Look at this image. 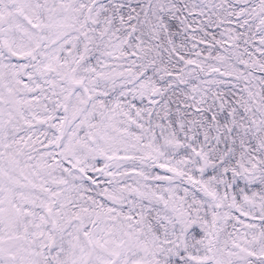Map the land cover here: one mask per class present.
I'll list each match as a JSON object with an SVG mask.
<instances>
[{
  "label": "snow or ice",
  "instance_id": "snow-or-ice-1",
  "mask_svg": "<svg viewBox=\"0 0 264 264\" xmlns=\"http://www.w3.org/2000/svg\"><path fill=\"white\" fill-rule=\"evenodd\" d=\"M0 264H264V0H0Z\"/></svg>",
  "mask_w": 264,
  "mask_h": 264
}]
</instances>
